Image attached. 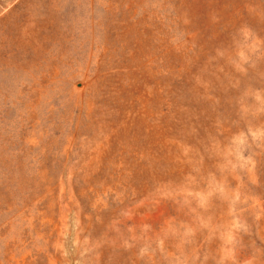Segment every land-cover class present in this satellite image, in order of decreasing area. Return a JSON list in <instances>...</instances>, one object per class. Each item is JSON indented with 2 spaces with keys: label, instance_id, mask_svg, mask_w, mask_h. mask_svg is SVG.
Here are the masks:
<instances>
[{
  "label": "rangeland",
  "instance_id": "obj_1",
  "mask_svg": "<svg viewBox=\"0 0 264 264\" xmlns=\"http://www.w3.org/2000/svg\"><path fill=\"white\" fill-rule=\"evenodd\" d=\"M0 264H264V0H0Z\"/></svg>",
  "mask_w": 264,
  "mask_h": 264
}]
</instances>
